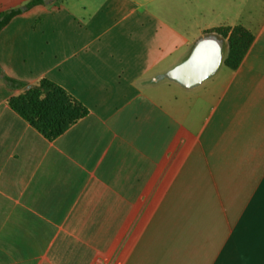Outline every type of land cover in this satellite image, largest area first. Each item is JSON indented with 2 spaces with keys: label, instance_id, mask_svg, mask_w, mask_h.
I'll return each instance as SVG.
<instances>
[{
  "label": "crops",
  "instance_id": "1",
  "mask_svg": "<svg viewBox=\"0 0 264 264\" xmlns=\"http://www.w3.org/2000/svg\"><path fill=\"white\" fill-rule=\"evenodd\" d=\"M30 1L0 0L24 11L0 34V264H264V0ZM238 25L255 40L223 84L166 77ZM5 77L90 114L48 141Z\"/></svg>",
  "mask_w": 264,
  "mask_h": 264
},
{
  "label": "trees",
  "instance_id": "2",
  "mask_svg": "<svg viewBox=\"0 0 264 264\" xmlns=\"http://www.w3.org/2000/svg\"><path fill=\"white\" fill-rule=\"evenodd\" d=\"M43 3L44 0H32L26 5V10ZM23 12L20 8L1 12L0 34ZM205 35H218L228 40L229 52L224 65L233 71L240 67L255 40L254 34L242 25L213 28ZM5 81L11 89L19 90L8 100L11 109L48 141H55L90 114L89 108L71 92L50 79L43 78L28 89L14 79L5 77Z\"/></svg>",
  "mask_w": 264,
  "mask_h": 264
},
{
  "label": "water",
  "instance_id": "3",
  "mask_svg": "<svg viewBox=\"0 0 264 264\" xmlns=\"http://www.w3.org/2000/svg\"><path fill=\"white\" fill-rule=\"evenodd\" d=\"M222 62L220 42L215 36H207L198 41L190 56L170 70L166 77L187 89L194 88L214 76Z\"/></svg>",
  "mask_w": 264,
  "mask_h": 264
},
{
  "label": "rangeland",
  "instance_id": "4",
  "mask_svg": "<svg viewBox=\"0 0 264 264\" xmlns=\"http://www.w3.org/2000/svg\"><path fill=\"white\" fill-rule=\"evenodd\" d=\"M58 5H60V2L58 3ZM59 12V10L57 11V13ZM67 11L64 9L63 12H61L63 18H68L67 15H66ZM250 9L247 8L244 12V16L248 17L250 14ZM253 13V12H252ZM60 14V15H61ZM264 14V11H263V8L262 10H259L257 12L254 11V15H255V20L262 16ZM221 19H218L216 16H212V15H208L207 17H200L198 16V20H197V23H198V26H202L204 27L205 25H208V23H211V24H215V25H219ZM251 29H254L253 27ZM219 37V36H218ZM220 39H223L222 37H219ZM228 43L227 42H223V55H224V58L227 57V51H228ZM54 50H60V46L59 44H54ZM184 60H182L183 62ZM180 62V63H182ZM230 70L224 65L222 64L219 68V71L216 75V80L218 81L219 85L223 84L226 80V77L228 76Z\"/></svg>",
  "mask_w": 264,
  "mask_h": 264
}]
</instances>
